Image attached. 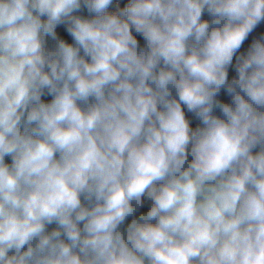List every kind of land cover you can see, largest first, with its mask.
Listing matches in <instances>:
<instances>
[{
	"label": "clouds",
	"instance_id": "9594fccd",
	"mask_svg": "<svg viewBox=\"0 0 264 264\" xmlns=\"http://www.w3.org/2000/svg\"><path fill=\"white\" fill-rule=\"evenodd\" d=\"M0 264H264V0H0Z\"/></svg>",
	"mask_w": 264,
	"mask_h": 264
}]
</instances>
